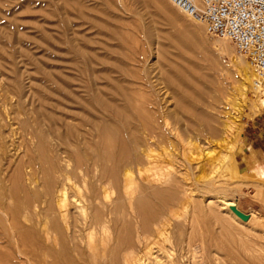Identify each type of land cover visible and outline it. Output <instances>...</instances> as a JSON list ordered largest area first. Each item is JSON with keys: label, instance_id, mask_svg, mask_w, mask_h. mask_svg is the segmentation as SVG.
Here are the masks:
<instances>
[{"label": "rangeland", "instance_id": "obj_1", "mask_svg": "<svg viewBox=\"0 0 264 264\" xmlns=\"http://www.w3.org/2000/svg\"><path fill=\"white\" fill-rule=\"evenodd\" d=\"M127 35L130 40L124 39ZM243 63L255 78L250 61L237 54L231 42L209 35L202 23L182 13L171 0H0V264H138L142 259L143 264H264V173H245L236 160L247 125L264 111L254 113L259 94L251 84L245 102L235 96ZM192 73L205 75L214 91L221 90L213 93L218 103L212 111L220 115L219 122L224 121L225 113L241 108L229 164L221 160L222 151L215 149L207 136L192 132L193 123L186 117L190 107L178 99L182 90L192 93L184 89L176 74H184L186 81L194 83ZM128 99L146 111L154 108L170 117L178 116V132L207 152L198 156L200 168L191 165L188 152L177 140V131L167 128V143L157 150L174 165L172 172L179 173L172 174L173 180L170 176L171 184L160 188L136 172L137 194L131 203L158 190L175 187V194L159 208L163 218L142 231L140 221L129 213L123 181L118 188L108 187L111 201L103 200L95 179L99 169L92 166L90 158L99 142L98 129L107 120L105 108L125 109ZM168 122L174 123L173 119ZM81 154L90 156L86 159V165L91 163L87 165L89 173L74 169L72 156ZM71 171L77 186H69L66 222L59 214L60 193L53 184L62 190ZM83 176L88 183L83 182ZM96 196L101 203L86 201ZM210 199L214 203H209ZM223 199L235 202L250 220L245 222L224 210ZM86 205H90V217L96 209L106 217L101 215L104 219L100 217L99 228L93 231L97 256L86 242L92 231L85 226L81 212ZM123 206L125 211H113ZM156 228L169 231L166 247H162ZM46 231L51 232L49 239ZM125 239L131 241L123 244ZM125 255L130 256L127 262Z\"/></svg>", "mask_w": 264, "mask_h": 264}, {"label": "bare ground", "instance_id": "obj_2", "mask_svg": "<svg viewBox=\"0 0 264 264\" xmlns=\"http://www.w3.org/2000/svg\"><path fill=\"white\" fill-rule=\"evenodd\" d=\"M199 23V22H198ZM185 30V29H184ZM188 34V33H187ZM121 36V35H120ZM124 36V35H123ZM121 38V37H120ZM124 39L126 40H130V36L127 35V37H125ZM133 39V38H132ZM226 40V39H225ZM228 41V40H227ZM124 41H122L123 43ZM128 42V41H125ZM134 42V40L132 41ZM129 43V42H128ZM127 43V44H128ZM138 43V42H137ZM136 44V41H135ZM129 45V44H128ZM127 46V45H125ZM130 46V45H129ZM187 46V43H186ZM135 47V45H134ZM132 46V48H134ZM188 47V46H187ZM132 50V49H131ZM127 52V51H126ZM134 61V60H133ZM180 72V71H179ZM239 76L241 77V79H238L237 81V85L235 87L236 90V95L238 96V98L240 100H242L243 102L246 101L247 99V95H248V91H249V85L251 84V86L254 88V76L252 74V69L243 63L242 67H240L239 71H238ZM255 74V73H254ZM131 75V74H130ZM188 75V74H186ZM201 75V74H200ZM183 76H185L183 74ZM181 76V75H177L176 77L177 80L180 79L179 81H181V83L184 86V89L186 88L187 90L189 89L191 91L192 94L186 93L182 90V92H180V96L178 97V99L180 100L181 103H188V106L190 107V111H186L187 112V116L189 118V120L192 121L193 124H191V128H192V132L198 134L199 136H207L210 140H211V144H213V147H215V149H220L222 151V153L220 155H222L221 160L226 162V163H230L231 160V153L234 150L235 147V143L233 141V133L238 129L239 127V120H238V116L240 114V107L239 108H234V112L232 113H225V116L223 117L224 121L223 122H219V116H217V114H214L212 110H214V103L216 102L215 97L213 96V93L215 92H221V90L219 89L218 91H214V88L212 87L211 81L204 78V76L202 75V77L197 76L195 73L191 74V77L194 79L195 82L198 83H202L204 85L203 88H200L198 85L194 84L193 82L190 83L188 81L185 80V78ZM206 77V76H205ZM169 78V77H168ZM173 77L169 78L170 80ZM173 78L172 81L175 79ZM187 79V78H186ZM191 79V78H190ZM176 83H178L176 81ZM175 84V83H174ZM181 84V85H182ZM179 85V83H178ZM177 85V86H178ZM219 85V84H218ZM234 87V86H233ZM179 88V87H178ZM177 88V89H178ZM175 89V90H177ZM213 89V90H212ZM234 90V89H233ZM254 90V89H253ZM257 100L254 106V113L257 114L258 112H260L261 110L264 109V90H260L257 91ZM177 92V91H176ZM223 92V91H222ZM261 93V94H260ZM125 94V93H124ZM123 94V95H124ZM142 94V93H141ZM234 94V93H233ZM134 95V94H132ZM126 96V95H124ZM144 96V94H143ZM128 97V95H127ZM227 97V96H226ZM139 98V97H137ZM230 98V97H229ZM238 98L236 100H238ZM132 99V96H131ZM228 99V98H227ZM134 100V99H133ZM177 100V99H175ZM223 100V99H222ZM136 101V100H134ZM212 101V102H211ZM123 102H126L125 100ZM230 102V101H229ZM241 102V101H240ZM238 102V103H240ZM134 102H132L131 100L128 99L127 103H126V108H116V107H107L105 108V114L106 119L99 127V142L97 143V145L95 146V153L93 155H85L82 156L83 154H81V156L79 155H74V157L72 156V159L74 161V169L81 171V172H85V173H89V169L86 165V159L88 161V159H92L94 164H92L93 167L98 170L99 174L97 176V185H99L101 187V191H103V195H104V201L108 200L110 198L109 194H108V187H112V190L114 188H118V186L120 185L121 181H123V187L125 188V193H126V198L128 201V210L129 213L132 214L131 217L136 218V220L140 221L141 224V231L143 230H147L150 223L153 221H156L159 219V217L161 216V211H159L160 207H164L165 204L172 200L174 198V194H175V187L174 188H170V190H158L156 191L153 195H150V197L148 198H142L137 200V202H135L132 205V201H135L133 198L134 194L137 192V185L135 183L134 180V175L136 172L137 175L139 174L141 177L148 179L147 181L153 185L154 183L157 185H160V188L162 187V185H166V183L171 184L169 182H171V179L173 180V176L176 173H179L176 171V173L174 174L172 172V170H175L176 168H174L170 163L168 162L166 157L167 155L165 153H160L157 150V147L159 146H163L167 143L168 140V131L167 128H172L173 131H177L176 135H177V140L179 138L178 141H180L182 147L184 148V150H186L189 154L190 162L191 165L195 164V166H200L201 160L198 156L201 155V152L203 153L204 151L201 149V147H199L197 144L193 143V142H189L185 139L186 137L183 136V134L181 135L178 132V127L176 128L175 125H178L180 122V119L178 116H168L167 113L160 111H157L154 108L148 109V111H146L144 108H141L140 106H135L133 104ZM135 103H138L135 102ZM218 103V102H216ZM124 104V103H123ZM221 104V103H220ZM227 104V103H226ZM230 104V103H228ZM241 104V103H240ZM107 105V104H106ZM182 105V104H181ZM185 105V104H184ZM125 106V104L123 105ZM204 106L205 109H201L200 107ZM231 106V105H230ZM252 106V107H253ZM101 108V107H100ZM217 109V108H216ZM212 111V112H210ZM129 112V113H128ZM222 112V111H221ZM183 113V112H182ZM223 114V113H221ZM184 115V113H183ZM101 116V115H100ZM104 116V115H103ZM102 117V116H101ZM221 118V117H220ZM169 119H173L174 121V127L173 124H170L168 121ZM218 119V120H217ZM103 120V118H102ZM219 122L221 124L218 123V125L215 126L216 122ZM187 124V123H186ZM185 124V125H186ZM218 126V127H217ZM185 129V128H184ZM187 129V128H186ZM191 131V130H190ZM138 133H141L140 135L142 136H138ZM189 133V131H188ZM187 133V134H188ZM143 134V135H142ZM145 135V136H144ZM175 135V136H176ZM190 135V134H188ZM144 136V137H143ZM187 136V135H186ZM195 136V134H194ZM185 137V138H184ZM190 136H187V138ZM197 137V136H196ZM171 138V137H170ZM200 138V137H199ZM43 139V138H42ZM207 139V138H206ZM173 140V139H172ZM44 142V141H43ZM209 142V141H208ZM41 146V145H40ZM202 146V145H201ZM210 146V144H209ZM144 147V148H143ZM173 147V145H172ZM203 147V146H202ZM211 147V146H210ZM93 148V147H92ZM165 148V147H164ZM171 148V147H170ZM45 149V148H44ZM93 149V150H94ZM174 149V148H173ZM172 149V150H173ZM205 150V149H204ZM209 150V149H208ZM211 150V148H210ZM167 151V150H166ZM40 152V151H39ZM46 152V151H45ZM179 152V151H178ZM181 152V151H180ZM207 153V152H205ZM205 153H203L202 155H204ZM213 153V152H212ZM86 154V153H85ZM92 154V153H91ZM201 155V156H202ZM206 155V154H205ZM45 156V155H44ZM208 156V155H207ZM210 156V155H209ZM39 157H42L41 155H39ZM49 159V156L47 155L45 158ZM88 157V158H87ZM90 157V158H89ZM169 157V156H168ZM208 158V157H206ZM211 158V157H210ZM169 159V158H168ZM40 160V159H39ZM46 160V159H44ZM213 160V159H212ZM220 160V159H219ZM200 161V162H199ZM203 161V160H202ZM43 162V161H42ZM47 162V161H46ZM51 162V161H50ZM90 162V161H89ZM207 162V161H206ZM209 163H211L210 161H208ZM40 163V162H39ZM49 163V162H48ZM55 163V162H54ZM53 163V164H54ZM183 163V162H182ZM219 163V162H218ZM50 164V163H49ZM204 163H202L203 166ZM207 164V163H206ZM213 164V163H212ZM41 165V164H40ZM46 165V164H45ZM58 165V164H57ZM56 165V166H57ZM146 165L147 168H143ZM49 166V165H48ZM207 166H212L207 164ZM219 166V165H217ZM215 166V168L217 167ZM41 167V166H40ZM203 167H206V165H204ZM202 167V168H203ZM221 167V165H220ZM219 167V168H220ZM50 168V167H49ZM94 168V169H95ZM195 168V167H194ZM200 168V167H199ZM198 168V169H199ZM210 168V167H209ZM197 169V170H198ZM205 169V168H204ZM208 169V168H207ZM47 172L48 169L46 168ZM50 170V169H49ZM53 170V168H52ZM57 170V169H55ZM75 170V172H76ZM91 170V169H90ZM180 170V169H179ZM193 170V168H192ZM200 170V169H199ZM215 170V169H214ZM42 171V170H41ZM54 171V170H53ZM52 171V172H53ZM218 171V170H217ZM51 172V171H50ZM57 172H59L57 170ZM72 173L68 174L69 176H67V181L65 180V186L63 183L64 188L61 190L58 187L57 190L55 187V184H53V187L55 188V190L57 192H59V202H58V209H59V214L61 215V217L63 219L66 220V222L68 221V207H69V191L72 190L69 188L70 184L73 186H77V183H74V180L76 177H74L75 175H73V171H71ZM182 172V171H181ZM180 172V173H181ZM196 172V171H195ZM203 172V170H202ZM209 172V171H208ZM67 174V172H65ZM79 173V172H78ZM95 173V175H96ZM187 173V172H186ZM205 173V172H204ZM210 173V172H209ZM50 174V173H49ZM173 174V176H172ZM188 174V173H187ZM199 174V173H198ZM53 175V174H51ZM50 175V176H51ZM84 175V174H83ZM180 175V174H179ZM202 175V174H201ZM79 176V175H78ZM81 176V175H80ZM171 176V179L169 181V178ZM94 177V176H93ZM96 177V176H95ZM200 177V176H199ZM51 178V177H50ZM49 178V179H50ZM61 178V177H60ZM87 178V177H86ZM86 178L83 182L84 183H88L89 179L87 182ZM142 178V179H143ZM175 178V177H174ZM188 178V177H187ZM264 178V175H263ZM52 179V178H51ZM66 179V177H65ZM77 179V178H76ZM144 179V180H145ZM54 180V179H53ZM199 180V179H198ZM76 181V180H75ZM94 181V180H93ZM169 181V182H168ZM177 181V180H176ZM188 181V180H187ZM49 182V181H48ZM54 182V181H53ZM56 182V181H55ZM54 182V183H55ZM178 182V181H177ZM93 183V182H92ZM60 184V183H59ZM96 184V182L93 183V185ZM149 184V185H150ZM154 184V185H155ZM174 184V183H172ZM178 184V183H177ZM176 184V185H177ZM150 185V186H151ZM61 186V185H60ZM184 186V185H183ZM49 188L52 187L51 185L48 186ZM154 187V186H153ZM159 187V186H158ZM166 187V186H164ZM173 187V185H172ZM177 187V186H176ZM179 187V186H178ZM187 186H184V188ZM72 188V187H71ZM92 188L94 189V187L92 186ZM123 188V190H124ZM167 188V189H169ZM70 189V190H69ZM90 189V188H89ZM156 189V188H155ZM165 189V188H163ZM191 189V188H190ZM51 190V188L49 189ZM98 190V189H97ZM112 190L110 192H112ZM140 190V189H139ZM185 190V189H184ZM52 191H50V193L48 192V195L50 194L52 196ZM93 191V190H91ZM55 192V191H54ZM56 192V193H57ZM184 194H188L186 193L187 191H183ZM182 192V193H183ZM78 193L80 194V191H78ZM92 193V192H91ZM114 193V192H113ZM93 194V193H92ZM137 194V193H136ZM16 195V193H15ZM54 195V194H53ZM97 195V194H96ZM190 197V194H188ZM187 195V196H188ZM92 196V195H91ZM100 196V194H99ZM136 196V195H135ZM145 196V195H144ZM148 196V195H147ZM182 196V195H181ZM184 196V195H183ZM57 197V196H55ZM87 197V196H86ZM103 198V196H101ZM125 197V195H124ZM186 197V196H185ZM79 198V197H78ZM81 198V197H80ZM79 198V199H80ZM84 199L85 196H83ZM82 198V199H83ZM89 198V197H88ZM93 198V197H92ZM99 197H94V199H88L86 201H90L93 200V202L98 203V201H100L99 203H101V200H98ZM193 198V197H192ZM205 198V197H204ZM58 199V198H57ZM77 200V202L82 203L81 200ZM83 199V200H84ZM114 199V198H113ZM110 200V199H109ZM124 200V199H123ZM185 200V199H184ZM202 200V199H201ZM111 201V200H110ZM188 201V200H187ZM57 202V201H56ZM87 202V203H88ZM109 202V201H107ZM117 202V201H116ZM191 202V200H190ZM193 202V201H192ZM92 203V202H91ZM95 203V204H96ZM110 203V202H109ZM108 203V204H109ZM115 203V202H114ZM171 203V202H170ZM169 203V204H170ZM176 203V202H175ZM186 203V202H185ZM209 203H214L213 200H209ZM111 204V203H110ZM168 204V203H167ZM204 204V203H203ZM56 205V206H57ZM85 205V204H84ZM91 205V204H90ZM90 205H86V207H82L81 208V212L83 213L84 216V224L85 226L88 225L92 231L89 230L88 235H87V244H88V248L92 251V253L97 256V253L99 251V248L97 246V242H96V237L93 233L94 229H96V226L98 227V222L101 220L100 217L104 216L102 215V212L98 210L97 212V206L94 208L96 209L94 216H89L88 214V208ZM97 205V204H96ZM194 205V204H193ZM221 205L223 206L224 210H227L228 212H233L232 211V207H236V203L231 201V200H226L223 199L221 200ZM168 206V205H167ZM170 206V205H169ZM168 206V207H169ZM185 206V205H184ZM81 207V206H80ZM79 207V208H80ZM104 207V206H103ZM180 207V206H179ZM198 207V206H197ZM201 207V206H200ZM199 207V208H200ZM125 207H118L117 210H113V211H117L116 214L120 211L123 212L125 211L124 209ZM166 208V207H165ZM188 208V207H187ZM57 209V210H58ZM100 209V208H99ZM114 209V208H113ZM169 209V208H168ZM194 210V209H193ZM201 210V209H200ZM172 211V210H170ZM100 212V213H99ZM169 212V211H167ZM106 213V212H105ZM110 214L115 215L114 212L109 211ZM108 213V214H109ZM170 213V212H169ZM173 214V211L171 212ZM170 213V216H172V214ZM194 213V212H192ZM234 213V212H233ZM176 214V213H175ZM188 214V213H187ZM235 214V213H234ZM102 215V216H101ZM112 215V216H113ZM216 215V214H215ZM236 215V214H235ZM111 216V217H112ZM116 216V215H115ZM119 216V215H118ZM169 216V215H168ZM167 216V217H168ZM169 216V217H170ZM174 216V215H173ZM172 216V217H173ZM220 216V215H218ZM105 217V216H104ZM104 217H102L104 219ZM109 217V215H108ZM107 217V218H108ZM125 217V216H124ZM166 217V218H167ZM171 217V218H172ZM128 218V217H127ZM134 218V219H135ZM160 218H163L160 217ZM165 218V219H166ZM170 218V219H171ZM221 218V217H220ZM75 219V218H74ZM106 219V217H105ZM164 219V220H165ZM206 219V218H205ZM19 220V219H18ZM117 220V219H116ZM133 220V218H132ZM161 220V219H160ZM163 220V221H164ZM186 220V219H185ZM220 220V219H219ZM249 220H250V216H249ZM248 220V221H249ZM107 221V220H106ZM118 221V220H117ZM138 221V222H139ZM162 221V223H163ZM167 221V220H165ZM188 221V219L186 220ZM245 221V222H248ZM182 222V221H181ZM195 222V220H194ZM193 222V223H194ZM131 223V222H130ZM169 223V222H168ZM192 223V222H191ZM196 223V222H195ZM139 224V223H138ZM139 224V225H140ZM155 224V222H154ZM122 225V224H121ZM130 225V224H129ZM193 225V224H192ZM196 225V224H195ZM204 225V224H203ZM155 226V225H154ZM161 226V225H160ZM167 226V225H166ZM210 226V225H209ZM16 227V226H15ZM113 227H115L113 225ZM120 227V226H119ZM134 227V226H133ZM132 227V228H133ZM169 227V226H167ZM194 227V226H193ZM99 228V227H98ZM112 228V227H111ZM166 228V227H165ZM184 228V227H183ZM196 228V227H195ZM201 228V227H200ZM77 229V228H76ZM107 229V228H106ZM153 229V228H152ZM157 229V228H156ZM167 229V228H166ZM185 229V228H184ZM193 229V228H192ZM109 230V228H108ZM138 230V229H137ZM140 230V229H139ZM138 230V231H139ZM155 230V229H154ZM202 230V229H201ZM225 230V229H224ZM14 231V230H13ZM136 231V232H138ZM140 231V233H141ZM150 231V230H149ZM152 231V230H151ZM194 231V230H193ZM212 231V230H211ZM47 232V237L48 239L50 238V231H46ZM104 232V231H103ZM124 232L126 233V231L124 230ZM135 232V231H134ZM143 231V234H145ZM156 232V231H155ZM158 234H160V242L162 243V247L163 245L165 246L166 243L169 242V238H168V232H166L165 229H157ZM107 233V232H106ZM104 233V235L106 234ZM130 233V232H129ZM139 233V234H140ZM150 233V232H149ZM186 233V232H185ZM195 233V232H194ZM197 233V232H196ZM208 233V232H207ZM109 234V233H108ZM118 234V232H117ZM123 234V233H122ZM133 234V233H132ZM131 234V235H132ZM201 234V232H200ZM110 235V234H109ZM151 235V234H150ZM176 235V234H175ZM192 235V234H191ZM202 235V234H201ZM147 236V235H146ZM152 236V235H151ZM200 236V235H198ZM203 236V235H202ZM108 237V236H107ZM131 237V236H129ZM193 237V236H192ZM111 238V236H110ZM178 238V237H177ZM194 238V237H193ZM192 238V239H193ZM55 239V238H54ZM116 239V238H115ZM190 239V237H189ZM202 239V238H201ZM212 239V238H211ZM129 240V239H128ZM143 240V239H142ZM188 240V238H187ZM195 240V238H194ZM193 240V241H194ZM198 240V239H197ZM111 241V240H110ZM118 241V240H117ZM131 241V240H130ZM130 241H123V244H128ZM133 241V239H132ZM22 242V240H21ZM23 242H25L23 240ZM22 242V243H23ZM135 242V241H134ZM199 242V241H198ZM108 243V242H107ZM157 243V242H156ZM111 244V242H110ZM141 244V243H140ZM155 244V243H154ZM174 244V243H173ZM198 244V243H197ZM201 244V243H200ZM184 245V244H183ZM189 245V244H188ZM249 245V244H248ZM87 246V245H86ZM106 246V245H105ZM128 246V245H127ZM137 246V245H136ZM190 246V245H189ZM204 246V244H203ZM201 244V247H203ZM211 246V245H210ZM246 246V245H245ZM104 247V246H103ZM125 247V246H124ZM140 247V246H139ZM166 247V246H165ZM164 247V249H165ZM175 247V246H174ZM179 247V246H178ZM200 247V246H199ZM109 248V247H108ZM155 248V247H154ZM180 248V247H179ZM214 248V247H213ZM167 249V248H166ZM242 249V247H241ZM246 249V248H245ZM150 250V248H149ZM148 250V251H149ZM160 250V248H159ZM182 250V249H181ZM190 250V248H189ZM205 250V248L202 250V252ZM147 251V252H148ZM152 251V250H151ZM195 251V249H194ZM150 252V251H149ZM106 253V252H105ZM118 253V251H117ZM116 253V254H117ZM155 253V252H154ZM190 253V251H189ZM205 253V252H203ZM151 254V253H150ZM177 254V253H176ZM246 254V253H245ZM244 254V255H245ZM153 255V254H152ZM187 255V254H186ZM185 255V256H186ZM193 255V254H192ZM205 255V254H204ZM117 256V255H116ZM134 255H132L133 258ZM144 256V255H143ZM147 256V255H145ZM170 256V255H169ZM201 256V255H200ZM251 256V255H250ZM130 257V256H129ZM128 255H125V261L127 262L129 259ZM151 257V256H150ZM154 257V256H153ZM136 258V256H135ZM158 258V257H157ZM160 258V257H159ZM140 259V258H138ZM184 259V258H183ZM199 259V257H198ZM2 260V259H1ZM117 260V258H116ZM123 260V259H122ZM160 260V259H159ZM185 260V259H184ZM137 261V260H136ZM140 264H143V259L142 260H138ZM137 261V262H138ZM164 261V260H163ZM169 261V260H168ZM178 261V260H177ZM136 262V263H137ZM203 262V261H202ZM57 263V262H56ZM118 263V262H117ZM138 263V264H139ZM161 263V261L159 262ZM166 263V262H165ZM168 263V262H167ZM170 263V262H169ZM183 263V262H182ZM201 263V262H200ZM210 264V263H209Z\"/></svg>", "mask_w": 264, "mask_h": 264}, {"label": "built area", "instance_id": "obj_3", "mask_svg": "<svg viewBox=\"0 0 264 264\" xmlns=\"http://www.w3.org/2000/svg\"><path fill=\"white\" fill-rule=\"evenodd\" d=\"M202 23L209 35L231 42L255 73L254 89L264 90V0H171Z\"/></svg>", "mask_w": 264, "mask_h": 264}, {"label": "crops", "instance_id": "obj_4", "mask_svg": "<svg viewBox=\"0 0 264 264\" xmlns=\"http://www.w3.org/2000/svg\"><path fill=\"white\" fill-rule=\"evenodd\" d=\"M236 160L245 173H264V111L247 125L236 153Z\"/></svg>", "mask_w": 264, "mask_h": 264}, {"label": "water", "instance_id": "obj_5", "mask_svg": "<svg viewBox=\"0 0 264 264\" xmlns=\"http://www.w3.org/2000/svg\"><path fill=\"white\" fill-rule=\"evenodd\" d=\"M232 211L243 221H248L249 220V215L243 214L240 212L236 207H232Z\"/></svg>", "mask_w": 264, "mask_h": 264}]
</instances>
